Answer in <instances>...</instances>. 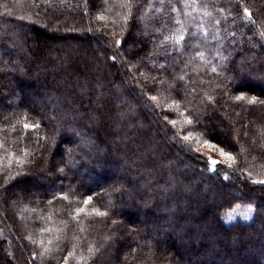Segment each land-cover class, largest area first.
Masks as SVG:
<instances>
[{
  "label": "trees",
  "instance_id": "1",
  "mask_svg": "<svg viewBox=\"0 0 264 264\" xmlns=\"http://www.w3.org/2000/svg\"><path fill=\"white\" fill-rule=\"evenodd\" d=\"M0 264H264V0H0Z\"/></svg>",
  "mask_w": 264,
  "mask_h": 264
},
{
  "label": "rangeland",
  "instance_id": "2",
  "mask_svg": "<svg viewBox=\"0 0 264 264\" xmlns=\"http://www.w3.org/2000/svg\"><path fill=\"white\" fill-rule=\"evenodd\" d=\"M117 32L114 30V31H110L108 33V35H115ZM133 61H136V57L133 58ZM129 65H132V62H128ZM134 79L136 81H138V83H140V85L142 86V88L144 90L146 89H149V86H146L147 84L144 82V79H141V78H138L137 79V76L134 75ZM227 112L229 113V110H227ZM224 117L227 118L231 123H233L231 120L232 118L230 117V115L228 114H224ZM178 128V127H177ZM180 129V127H179ZM180 131V130H179ZM235 134L237 133V131L234 132ZM191 141L193 143L192 146L196 149L198 148V146H202L200 148V150L202 151L203 149H207V143L205 142H201L200 143H195V141H193V139H191ZM199 149V148H198ZM210 159H213L215 163H219L221 162L220 158L217 157L216 155H209L208 156V159H207V164L209 165V167H211V163H209ZM233 185H234V189H233V193L235 195H240L242 192H241V187H240V184H238L237 182H233ZM255 215V210H254V207L250 206V205H238L236 207H234L232 210H228V211H225L223 213V220L225 223L227 224H231V223H234L236 222L237 220H241V221H244V222H250L253 217ZM3 222V226L4 225H7V222L6 221H1Z\"/></svg>",
  "mask_w": 264,
  "mask_h": 264
},
{
  "label": "snow or ice",
  "instance_id": "3",
  "mask_svg": "<svg viewBox=\"0 0 264 264\" xmlns=\"http://www.w3.org/2000/svg\"><path fill=\"white\" fill-rule=\"evenodd\" d=\"M239 98H242V97H238V99H239ZM252 100L254 101V100H255V97H253ZM213 163H215V162H213Z\"/></svg>",
  "mask_w": 264,
  "mask_h": 264
},
{
  "label": "built area",
  "instance_id": "4",
  "mask_svg": "<svg viewBox=\"0 0 264 264\" xmlns=\"http://www.w3.org/2000/svg\"><path fill=\"white\" fill-rule=\"evenodd\" d=\"M210 161H211V162H214V160H213V159H210Z\"/></svg>",
  "mask_w": 264,
  "mask_h": 264
}]
</instances>
